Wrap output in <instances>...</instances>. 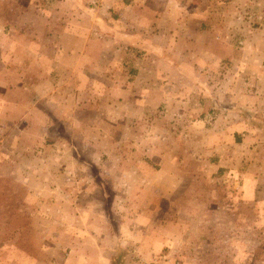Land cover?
<instances>
[{
	"label": "rangeland",
	"instance_id": "374dc122",
	"mask_svg": "<svg viewBox=\"0 0 264 264\" xmlns=\"http://www.w3.org/2000/svg\"><path fill=\"white\" fill-rule=\"evenodd\" d=\"M111 1L0 0V264H264V0ZM47 2L90 77L24 55Z\"/></svg>",
	"mask_w": 264,
	"mask_h": 264
},
{
	"label": "crops",
	"instance_id": "0c3cea01",
	"mask_svg": "<svg viewBox=\"0 0 264 264\" xmlns=\"http://www.w3.org/2000/svg\"><path fill=\"white\" fill-rule=\"evenodd\" d=\"M65 1V0H63ZM111 1V0H109ZM115 0L111 1V5ZM133 0H120L116 3L121 6L131 5ZM62 7V4L59 3ZM65 5V3H63ZM63 5V8H60V6L50 5V3L47 2V8L49 12L56 13V20L48 21L46 25L43 24V33L44 37L41 39L33 38L32 36L27 39V48L26 52L24 53L31 56V59L29 62L31 63H47L48 66H45L44 70L42 71V76L44 78H51L53 75L54 69H57L58 71H61L60 77H65L64 74H69L71 78H75L82 80L83 78H88V76H91L90 69L94 68V61L95 58H97L100 54H103L102 46L100 40L98 39V36H104L102 33V30H94L92 29L93 25H89V30L81 31V24L74 23L75 26L72 29L67 27V25L63 24L65 21H58L60 18H58L57 14H60L59 12L63 9L65 10L66 7ZM55 8L54 10L50 7ZM56 8H60L61 10L59 12H56ZM74 9V8H72ZM67 10V9H66ZM69 13L72 12L70 9H68ZM63 14L65 11L62 12ZM78 13L77 10L73 11L72 14ZM49 14V13H48ZM51 15V14H50ZM53 17V16H52ZM55 18V16H54ZM114 28L113 26H111ZM115 30H109L107 37L109 38V41L114 43V40H117L119 42L118 46H120V43H123V48L126 50H132L134 51L137 49V45L133 43L131 40L134 33L129 32L128 30L121 31L117 29L115 26ZM102 34H101V33ZM100 33V34H99ZM20 36V33L18 34ZM100 43V45H99ZM21 43L15 44V41H13L11 48H14L15 45H20ZM127 45V47L125 46ZM32 47L31 49L33 52H27L29 51V47ZM34 47V48H33ZM129 47V48H128ZM10 48V49H11ZM41 48L40 51H37L36 49ZM122 48V47H121ZM120 48V49H121ZM44 49L49 51L52 55H48L46 52H44ZM125 49L122 51L124 52ZM128 50V51H129ZM23 55V54H22ZM127 56V55H125ZM3 58V57H2ZM111 56L109 57V59ZM6 61L9 62V58L6 57ZM4 61V60H3ZM3 61L0 60V63ZM122 62L127 63L124 60V57H122ZM9 62L8 64H10ZM88 64V66H87ZM85 71H82L84 70ZM8 74L6 77L7 79H13V78H20V74L18 73V68L15 66H12L11 68L5 70ZM9 71V72H8ZM17 82H11L10 84L16 85ZM52 86V83L47 82L45 85V89ZM15 87V86H14ZM14 87H9L11 89L10 92L13 91ZM19 87L23 89V85L19 84ZM128 87V86H127ZM50 90V89H49ZM3 103V100H0V108L3 107L1 104Z\"/></svg>",
	"mask_w": 264,
	"mask_h": 264
}]
</instances>
